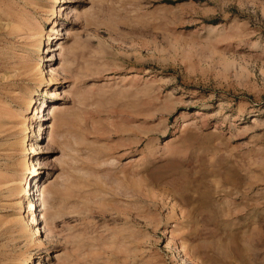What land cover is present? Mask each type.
Instances as JSON below:
<instances>
[{
    "label": "rangeland",
    "instance_id": "374dc122",
    "mask_svg": "<svg viewBox=\"0 0 264 264\" xmlns=\"http://www.w3.org/2000/svg\"><path fill=\"white\" fill-rule=\"evenodd\" d=\"M0 264H264V0H0Z\"/></svg>",
    "mask_w": 264,
    "mask_h": 264
}]
</instances>
